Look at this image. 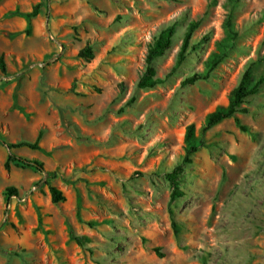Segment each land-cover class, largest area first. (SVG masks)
Here are the masks:
<instances>
[{
  "label": "rangeland",
  "instance_id": "rangeland-1",
  "mask_svg": "<svg viewBox=\"0 0 264 264\" xmlns=\"http://www.w3.org/2000/svg\"><path fill=\"white\" fill-rule=\"evenodd\" d=\"M230 1L0 0V137L33 143L41 131L38 150L11 153L44 168L5 171L0 144V264H264V0H237L234 41ZM36 5L28 27L19 14ZM170 25L153 63L161 82L137 88L149 45ZM86 45L88 61L78 57ZM220 45L209 78L185 84ZM246 69L263 77L237 114L247 132L231 118L202 135ZM191 124L202 142L182 164ZM180 164L171 185L165 174ZM49 186L64 200L53 204Z\"/></svg>",
  "mask_w": 264,
  "mask_h": 264
},
{
  "label": "trees",
  "instance_id": "trees-1",
  "mask_svg": "<svg viewBox=\"0 0 264 264\" xmlns=\"http://www.w3.org/2000/svg\"><path fill=\"white\" fill-rule=\"evenodd\" d=\"M237 0H231L230 6L232 7L230 9V15L228 20L225 24V30L227 32V38L230 40H235L236 33L232 28L231 23V14L233 12V6ZM39 13V5H36L32 8V10L29 13L26 14H19L25 17L28 27L30 24V20L35 17ZM198 23L197 22H191L189 23L186 33L183 37L182 44L180 47V50L178 52L176 63L174 68L172 69V72H175L177 68L181 65V63L184 60L185 53L189 46V41L192 36V33L197 28ZM29 33V28L26 31ZM175 34V26L170 25L167 26L165 29L159 32V34L154 38L153 42L149 45L147 54L145 57V70L142 74V76L139 78L137 82V88L139 89H147V88H153L155 85L160 83V79L155 78V71L153 68L154 61L162 56L164 52L169 48L172 38ZM225 53V47L220 45V49H218V52L212 56V59L210 61H207L205 64V71L201 73H195L189 77H187L184 80L185 84H193L195 81L203 80L206 81L210 73L212 71L211 66L213 64H216L221 57ZM78 57L82 58L86 61L92 58V49L89 45H86L83 49H81L78 52ZM212 61V62H211ZM0 71L5 74V67L3 62V56H0ZM263 82V77H259L256 81H253L252 76L250 74V69H246L243 73L240 82L238 85L229 93L228 95V104L226 107H219L214 112L210 113L201 127V134L203 135L208 129L215 126L216 124L220 123L222 120L226 119H233L234 124L236 127L242 131L247 132L246 126H244L240 119L237 117V114H246L247 108L242 107V105H245L247 102V99L255 95L259 92V87L261 86ZM133 99L129 100V103L132 102ZM42 137V132L40 131L36 137V140L33 143L30 142H17L13 144H9L5 142L2 137H0V144L5 146L8 154L4 163V169L5 171L10 170L11 164L21 166L22 168H30L33 169L36 172L43 173L44 168L43 164L41 162H38L36 160H29L21 156H17L13 153H11L12 150L20 149V148H29L31 150H38V143ZM202 141H198L196 137L194 136V125L191 124L187 126L184 136V147H185V157L182 161V164H189V157L193 155L198 148L200 147ZM181 164L176 166L175 169H173L171 172L165 174L166 180L171 184L175 185V181L177 179L178 174L181 171ZM50 194H51V201L53 204H57L60 201L64 200V197L62 193L57 190L55 187L49 186ZM5 197H12L16 195V190L14 188H6L5 190ZM179 196V193L176 189H173L172 193L170 194V202H172L175 197ZM79 210V207H78ZM169 215L171 219L173 220V213L171 209L169 208ZM174 225L172 221V226ZM70 238L81 245L86 238L85 237H78L73 236V234L70 232ZM158 256H161L158 252V249L153 250Z\"/></svg>",
  "mask_w": 264,
  "mask_h": 264
}]
</instances>
